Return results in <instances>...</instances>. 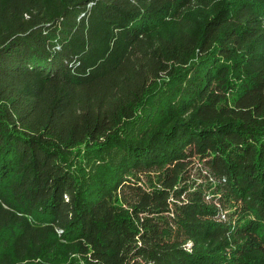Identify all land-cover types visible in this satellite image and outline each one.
<instances>
[{
	"label": "trees",
	"instance_id": "16d2710c",
	"mask_svg": "<svg viewBox=\"0 0 264 264\" xmlns=\"http://www.w3.org/2000/svg\"><path fill=\"white\" fill-rule=\"evenodd\" d=\"M263 5L0 0V264H264Z\"/></svg>",
	"mask_w": 264,
	"mask_h": 264
},
{
	"label": "rangeland",
	"instance_id": "374dc122",
	"mask_svg": "<svg viewBox=\"0 0 264 264\" xmlns=\"http://www.w3.org/2000/svg\"><path fill=\"white\" fill-rule=\"evenodd\" d=\"M263 9H264V5H263ZM263 12H264V10H263ZM189 14L190 15H193L194 17H195V15H194V12H189ZM201 14H203L202 12H201ZM170 17L169 16H167L166 18H165V20H167V19H169ZM262 20H263V23H264V17L262 18ZM201 167L200 166H198V164L197 163H195L194 165H193V168H192V170H191V179H195L196 180V182L197 183H202L201 181H203L204 180V178H202V176H200V174L198 173V169H200ZM201 173L203 174L204 173V170L201 168ZM201 177V178H200ZM224 213H226L225 211H224ZM232 217L233 216H231V221H232ZM186 245H187V247L190 249V247H191V242L190 241H188L187 243H186Z\"/></svg>",
	"mask_w": 264,
	"mask_h": 264
}]
</instances>
